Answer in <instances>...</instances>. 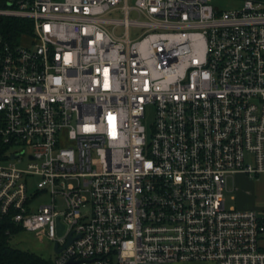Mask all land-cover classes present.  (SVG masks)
I'll list each match as a JSON object with an SVG mask.
<instances>
[{"label": "built area", "instance_id": "built-area-1", "mask_svg": "<svg viewBox=\"0 0 264 264\" xmlns=\"http://www.w3.org/2000/svg\"><path fill=\"white\" fill-rule=\"evenodd\" d=\"M211 1L0 0V218L53 264H264V0Z\"/></svg>", "mask_w": 264, "mask_h": 264}, {"label": "rangeland", "instance_id": "rangeland-1", "mask_svg": "<svg viewBox=\"0 0 264 264\" xmlns=\"http://www.w3.org/2000/svg\"><path fill=\"white\" fill-rule=\"evenodd\" d=\"M211 3L216 7H220L223 11H230L241 7L243 0H212ZM134 34L135 30H131V36H134ZM25 40L26 39L23 40V43L27 44ZM153 122V114L148 113L146 123L150 138L152 136L151 126ZM34 182H37V179H35ZM225 200L229 208L236 207L241 209V201H244L248 204L252 203L255 206H262L264 204V177H254L253 179L247 176L231 177L227 184ZM59 201V204L62 207L63 198H59ZM49 202H51V197H49V195H42L40 196V199L37 203L40 205V203ZM11 244L23 251H30L43 258L54 259L55 257L54 243L43 234L38 236L37 233L26 230L12 237Z\"/></svg>", "mask_w": 264, "mask_h": 264}, {"label": "trees", "instance_id": "trees-1", "mask_svg": "<svg viewBox=\"0 0 264 264\" xmlns=\"http://www.w3.org/2000/svg\"><path fill=\"white\" fill-rule=\"evenodd\" d=\"M4 23L9 24L8 37L11 42L17 41L19 30L30 25L29 21L15 18H4ZM24 230L16 226L8 218H0V264H53L52 259L40 257L30 251H23L11 244L12 237Z\"/></svg>", "mask_w": 264, "mask_h": 264}, {"label": "crops", "instance_id": "crops-1", "mask_svg": "<svg viewBox=\"0 0 264 264\" xmlns=\"http://www.w3.org/2000/svg\"><path fill=\"white\" fill-rule=\"evenodd\" d=\"M238 176H241V177H246V175H242V174H238ZM237 176V177H238ZM240 206H241V209H244V210H255V209H261V208H264V204L262 206H255L254 204L250 203H246L244 201H241L240 202Z\"/></svg>", "mask_w": 264, "mask_h": 264}, {"label": "water", "instance_id": "water-1", "mask_svg": "<svg viewBox=\"0 0 264 264\" xmlns=\"http://www.w3.org/2000/svg\"><path fill=\"white\" fill-rule=\"evenodd\" d=\"M64 231V227L63 226H61V230H60V233H62ZM70 243L69 244H71L72 243V240H70L69 241ZM68 246V245H67ZM60 249L58 248V246L56 247V249H55V252H58Z\"/></svg>", "mask_w": 264, "mask_h": 264}]
</instances>
